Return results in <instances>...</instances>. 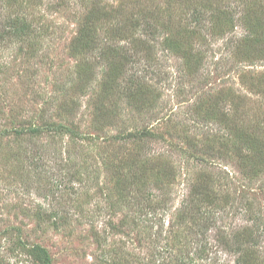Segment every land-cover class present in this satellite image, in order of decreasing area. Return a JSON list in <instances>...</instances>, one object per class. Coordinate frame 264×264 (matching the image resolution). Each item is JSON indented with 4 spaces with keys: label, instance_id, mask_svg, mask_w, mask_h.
<instances>
[{
    "label": "rangeland",
    "instance_id": "1",
    "mask_svg": "<svg viewBox=\"0 0 264 264\" xmlns=\"http://www.w3.org/2000/svg\"><path fill=\"white\" fill-rule=\"evenodd\" d=\"M254 1L0 0V264H234L211 249L246 226L264 263V157H237L229 128L264 151V45L240 46ZM206 176L217 221L181 223Z\"/></svg>",
    "mask_w": 264,
    "mask_h": 264
},
{
    "label": "trees",
    "instance_id": "2",
    "mask_svg": "<svg viewBox=\"0 0 264 264\" xmlns=\"http://www.w3.org/2000/svg\"><path fill=\"white\" fill-rule=\"evenodd\" d=\"M254 2L257 4V10L254 9L253 7ZM254 2H253V5L252 4L246 5L243 9V14H241L242 18L244 19V22L245 23L248 22V25H250V28H249L250 35H247L246 37H244L241 40L242 42H240L241 44L240 46H242V49L246 47L248 49L251 46H255V43H257L258 45L262 43V45H264V17L262 15H259L261 14V12H260V8H258V5L261 4V0L259 2L257 0ZM220 8H221V5L216 6L215 8L216 12L221 16L222 15L226 16L227 11L226 10L222 11V9ZM195 14L193 15L191 24L194 29L198 30L201 28L200 17ZM261 17L263 20L261 19ZM16 19H21V20H19V22L16 25H14L6 35L1 36L2 38H5L6 36L14 37L15 35L28 32L30 23L28 21L27 23L25 19H23V17L16 18ZM85 35H86V32L85 33L81 32L80 40H82L81 38H85ZM107 76L109 77V85L110 84L113 85L116 81V73L113 72V70H109L107 72ZM145 88L146 86H144L142 83L136 80V83L132 84L128 90L135 92L137 96H141V95L147 94V91ZM229 128L231 132H233L231 128L235 130L238 136L237 139H239L237 143V147L235 149V151L238 152L237 157H243L245 155L244 149L246 148H248L251 152V153L247 152L248 157H251L253 160L257 161L258 158L264 157L263 148L259 149L262 147V144L259 143L261 142L260 135L259 134L257 135L255 130H251L252 133H249L243 129L245 128V126H243V128L241 127L238 128L237 121L232 124V127H229ZM257 129L261 133H264V127H262V129L260 128H257ZM130 137H135V138L139 137V139H141V137L152 139L153 133L149 131L148 129H145V130H140L138 132L130 133ZM189 141L190 140L188 139V143L191 145V142ZM223 144L227 147V143L224 142ZM203 147H205L204 151L202 147H199L195 143L192 147L193 150L191 151V154H193L194 151L197 150V153L199 154L201 153L202 155L206 154L208 157H211L212 155H210V153L208 152V149L206 151V148H212L211 143L207 146L206 144H204ZM211 154L213 155L215 154V156L222 157V156H226L227 150L225 147L221 145V147H218V148L216 147L215 149L212 148ZM263 162H264V159L260 162V165H262L261 163ZM259 170L261 171L262 169L261 168L259 169V166H258L257 172H259ZM209 180L210 178H208V180L205 181L203 184H200L201 186L199 185L197 186V188L193 192V195H194L193 201H192V198L190 197L191 195H189L188 198L190 199V201L188 202L187 200L188 203L184 204L183 206L184 209L182 210V214L179 215V219L181 223L185 222V220L186 221L188 219L190 220L191 217H189V215H191L192 219H194V211L196 214H199V219L204 218V219H210L211 221H214V222L217 221V216L215 214L216 211L215 209H213L214 206L216 207L215 205L216 202L214 198H212V194L214 192L209 185L210 184ZM246 211L247 212L250 211V213H252L251 209L248 207H246ZM253 219L255 220V218ZM256 219H258V217ZM249 220L252 221V218H249ZM201 221L202 219H200V222ZM198 222L195 221L194 225L198 226V229H199L200 223ZM254 231L255 230L251 226L240 228L238 230L230 232L229 234H226L222 230H218L217 232L218 236L216 237L217 240L215 242L218 245V247H221V248L219 249L217 246L214 245L215 247L213 251L210 248L212 254H214V257H218L220 250H224L236 256L234 264H264V263H258L257 261L258 256L261 255V254L258 255L261 252L258 249L260 238L259 236L255 234ZM193 233L195 235L206 234L202 232L200 234V231L196 233L193 231ZM205 244L201 245L200 248L197 250L196 252L197 257L201 258L204 255L205 256L203 258L207 257V252H209L208 250L210 249L209 247L205 246ZM179 260H180V263L182 264V257ZM185 264H195V263H194L193 258L190 257V259L186 258Z\"/></svg>",
    "mask_w": 264,
    "mask_h": 264
}]
</instances>
